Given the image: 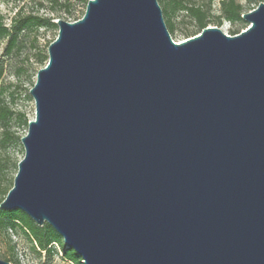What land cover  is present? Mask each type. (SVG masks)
I'll return each instance as SVG.
<instances>
[{
	"label": "water",
	"instance_id": "water-1",
	"mask_svg": "<svg viewBox=\"0 0 264 264\" xmlns=\"http://www.w3.org/2000/svg\"><path fill=\"white\" fill-rule=\"evenodd\" d=\"M242 17L179 42L158 0L56 20L0 207L83 264H264V1Z\"/></svg>",
	"mask_w": 264,
	"mask_h": 264
},
{
	"label": "rangeland",
	"instance_id": "rangeland-1",
	"mask_svg": "<svg viewBox=\"0 0 264 264\" xmlns=\"http://www.w3.org/2000/svg\"><path fill=\"white\" fill-rule=\"evenodd\" d=\"M186 1L202 5L210 10V19H212L210 25L219 26L229 35H233L231 34L233 30L241 32L249 26L246 20L235 23L223 20L221 24H218V16L221 13L220 0ZM241 3L245 12L259 5L258 2L249 3L247 0H241ZM160 5L164 7V3ZM86 6V0H0V14L4 16L8 25L11 17L19 8L26 12L52 17L54 21L63 19L73 22L83 17ZM170 8L169 16L174 24V31L171 35L175 41H182L198 31L194 19L185 11H174ZM164 18L166 20L167 16ZM58 32L59 28L34 27L26 36L23 50L13 54H7L5 51L8 38L0 41V59L5 63L4 95L11 107L17 113L25 115L28 122L35 119L36 115L35 100L29 91L36 82L38 70L44 67V64L37 61L43 54L49 55L48 47L56 39ZM11 131L24 136L28 132V125L20 120H13ZM24 155L25 149L22 141L15 138L6 140L0 125V189L12 188L19 161ZM1 197H6V194L0 195ZM54 247L51 253L45 251L39 253L21 230H0V259L10 264H77L64 255L65 246L63 244L54 243Z\"/></svg>",
	"mask_w": 264,
	"mask_h": 264
},
{
	"label": "trees",
	"instance_id": "trees-1",
	"mask_svg": "<svg viewBox=\"0 0 264 264\" xmlns=\"http://www.w3.org/2000/svg\"><path fill=\"white\" fill-rule=\"evenodd\" d=\"M89 0H86L88 3ZM159 3H164L163 14L167 16L166 24L170 33L174 31V24L170 20L169 7L172 10L185 11L192 19H194L197 32L200 33L205 27L211 24L210 10L205 9L202 5L190 3L186 0H158ZM249 3L263 0H247ZM221 13L218 16V24L223 20L235 23L237 21L244 22L242 15L246 13L241 0H220ZM48 26L58 29L59 26L52 17H46L33 12H26L19 8L10 19L9 25L5 22L4 16L0 14V41L8 38L6 53H19L23 50L26 36L34 27ZM239 30H233L231 34L239 33ZM192 35V36H193ZM49 60V55L43 54L38 61L44 66ZM5 74V63L0 59V125L3 128L5 139L20 140L23 136L17 135L16 132L11 131V122L13 120H20L23 124L28 125V120L22 113H17L6 100L4 95L5 86L3 78ZM11 188L0 189V195H7ZM5 198V197H4ZM0 198V204L4 200ZM21 230L27 238L31 241L32 246L39 253L45 251L51 253L54 250V243L63 244V238L49 223L38 225L27 213L20 209H3L0 207V230ZM64 255L71 261L77 264H82V257L78 255L75 250H64Z\"/></svg>",
	"mask_w": 264,
	"mask_h": 264
}]
</instances>
